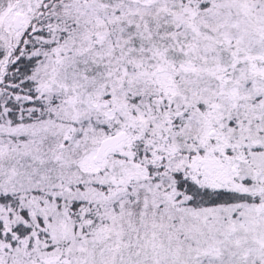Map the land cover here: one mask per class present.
<instances>
[{
  "label": "snow or ice",
  "instance_id": "6c2138e0",
  "mask_svg": "<svg viewBox=\"0 0 264 264\" xmlns=\"http://www.w3.org/2000/svg\"><path fill=\"white\" fill-rule=\"evenodd\" d=\"M0 264H264V0H0Z\"/></svg>",
  "mask_w": 264,
  "mask_h": 264
}]
</instances>
